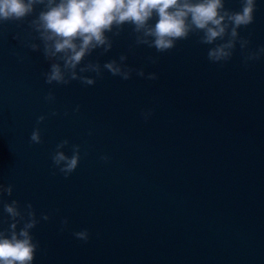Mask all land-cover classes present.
<instances>
[{
    "label": "water",
    "instance_id": "95a60500",
    "mask_svg": "<svg viewBox=\"0 0 264 264\" xmlns=\"http://www.w3.org/2000/svg\"><path fill=\"white\" fill-rule=\"evenodd\" d=\"M254 15L240 29L253 50L264 46V0ZM34 35L27 20L0 24V182L14 185L9 202L51 217L32 229L33 264H264V55L246 64L238 43L213 63L197 34L158 53L135 46L125 26L109 52L88 59L126 54L158 79L105 70L94 85H48L49 63L27 47ZM42 114V143L31 144ZM62 139L81 145L67 178L51 160ZM84 228L86 243L73 235Z\"/></svg>",
    "mask_w": 264,
    "mask_h": 264
},
{
    "label": "clouds",
    "instance_id": "9594fccd",
    "mask_svg": "<svg viewBox=\"0 0 264 264\" xmlns=\"http://www.w3.org/2000/svg\"><path fill=\"white\" fill-rule=\"evenodd\" d=\"M227 3L228 0H0V24L28 21L35 35L27 47L42 52L49 63L48 70L42 73L48 85H68L72 81L94 85L97 78H103L105 70L125 81L133 72L156 80V72L145 73L144 68H133L125 63L126 54L103 64L88 58L97 49L102 50L101 54L109 52L114 38L128 26L135 37V46L146 45L158 53L170 51L178 41L197 34L201 44L212 45L207 57L213 63L229 61L238 43L245 52L246 64L260 59L264 46L249 49L250 39L240 34L241 28L253 23L257 0H241L239 10L227 7ZM36 39L39 44L33 42ZM158 59L149 58L153 64ZM44 99L55 103L54 92L49 90ZM76 111H79L78 105ZM56 114V111L50 113ZM141 115L148 120L152 110H144ZM45 119L43 114L37 117L29 137L31 144L42 143L40 124ZM69 146L70 155L65 151ZM100 159L107 162L109 156L105 154ZM51 160L54 169L67 178L79 166L81 145H70L68 139H62L56 144ZM13 188L11 183L0 182V207L6 214L0 220V264H33L39 242L34 239L32 229L41 220L48 221L51 217L48 212H42L38 218L31 202L22 204L18 199L10 202L5 199L12 196ZM67 224L64 218L62 225ZM73 235L85 243L90 238L87 228Z\"/></svg>",
    "mask_w": 264,
    "mask_h": 264
}]
</instances>
